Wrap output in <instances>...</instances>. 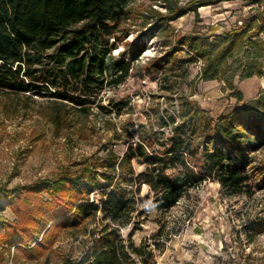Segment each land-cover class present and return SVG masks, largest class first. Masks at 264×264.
Masks as SVG:
<instances>
[{
  "label": "trees",
  "instance_id": "1",
  "mask_svg": "<svg viewBox=\"0 0 264 264\" xmlns=\"http://www.w3.org/2000/svg\"><path fill=\"white\" fill-rule=\"evenodd\" d=\"M140 1L0 0V97L40 101L37 113L58 135L74 129L84 132L100 111L120 117L130 106V97L102 103L107 90L136 76L139 54L147 50L142 42L140 53L118 60L114 52L121 44L125 50L136 47L142 37L158 30L154 36L171 49L166 59L154 56L139 72L152 77L162 73L168 93L166 107L154 112L160 129L149 126L145 143L133 142L128 132L123 155L110 149L104 158H84L55 178L38 179L25 188L24 197L21 187L2 190L0 207L11 204L17 220L0 219V242L15 245L27 259L42 256L63 230L77 231L98 220L96 228L85 227L91 239L78 256H63L59 263L47 256L40 264H157V244L143 240L138 245L133 239L150 211L171 210L205 179L218 182L227 197L253 195L251 171L258 170L251 154L264 146V93L213 119L192 99L193 93L163 71L164 61L171 60L172 73L186 78L197 59L174 55L188 49L204 62L200 79L225 81L231 96L244 102L234 78L238 71L243 78L261 72L264 43L254 37L264 31V17L255 34L249 25L211 40L200 33L176 35L173 22L188 13L198 16L202 7L235 0H149L147 10L138 13ZM138 18L142 25L137 31L125 27ZM133 33L135 39L128 41ZM241 52L248 62L238 60L234 67L230 60ZM114 133L113 140L120 141L121 132ZM134 160L145 169L137 171ZM43 190L49 200H40ZM124 228H131L126 237ZM250 229L263 231L261 224Z\"/></svg>",
  "mask_w": 264,
  "mask_h": 264
},
{
  "label": "rangeland",
  "instance_id": "2",
  "mask_svg": "<svg viewBox=\"0 0 264 264\" xmlns=\"http://www.w3.org/2000/svg\"><path fill=\"white\" fill-rule=\"evenodd\" d=\"M150 4L151 1L142 0L137 3L136 11L145 12ZM263 17L264 0L224 1L200 8L198 16L188 13L173 22V27L176 35L200 33L216 40L217 36L243 30L249 25L253 26L250 33L255 34L259 32L258 26L262 24ZM141 22L142 18L136 21L131 19L125 27L137 31ZM157 33L158 30H153L139 40L138 46L127 50L123 43L114 52L118 60H129L133 53H140L142 42L147 44V50L139 54L136 76L130 77L118 89L107 90L102 95V103L105 105L110 103V98L130 97V106L125 107L120 117L105 115L100 111L84 132L74 129L58 135L54 127L37 113L40 101L29 103L23 98L9 101L0 97V196L3 189L21 187L24 197L25 188L32 186L38 179L55 178L66 167L71 168L75 162L84 158H104L110 149L123 155L128 145L125 143L128 132L133 133V142L145 143L143 137L152 130L149 126H155V130L160 129L158 121L153 118L156 110L162 111L166 107L165 96L168 93L163 89L166 83L161 78L162 73L153 77L139 73L149 59L157 55L164 58L171 50L170 47L162 46V39L154 36ZM135 37V33L131 34L128 41ZM255 38L264 43V31L259 32ZM261 46L264 47L263 44ZM190 56L197 59V62L189 65L186 78L179 79L184 75L175 70L172 73L171 60L164 61L166 68L163 72L169 74L174 82H181L188 94L193 93L192 99L210 113L213 119L264 93V58L258 61L262 65L261 72L252 77L243 78L242 71L237 72L234 85L244 95V102L239 104L231 96L232 90L225 81L200 79L204 62L197 54L183 49L174 58L188 59ZM238 60L244 64L248 62L244 52L230 61L236 67ZM115 129L121 132L120 141L113 140ZM165 134H169L168 129ZM251 156L258 170L251 171L250 182L254 187L252 196L227 197L218 182L205 179L171 210L150 211L141 229L133 235L135 243L139 245L143 240L156 243L157 264H264V146L252 152ZM133 163L137 171L145 169V164L137 160ZM147 193L148 189L144 187L143 195ZM38 196L40 200H49L44 190ZM0 219L10 222L17 220L11 204L0 207ZM97 224L98 220H92L77 231L63 230L50 249L39 258L27 259L23 252L18 254L15 245L8 247L7 243L1 241L0 264H40L47 256L52 262L59 263L63 256H78L85 242L91 239L85 227L92 230ZM254 224H261L263 231L256 234L250 229ZM130 230L124 228L123 235L128 236Z\"/></svg>",
  "mask_w": 264,
  "mask_h": 264
}]
</instances>
